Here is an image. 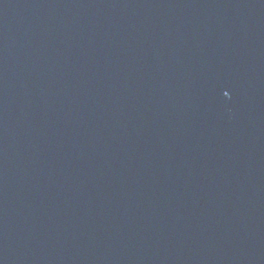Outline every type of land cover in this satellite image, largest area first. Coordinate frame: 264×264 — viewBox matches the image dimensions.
<instances>
[{
	"label": "water",
	"instance_id": "water-1",
	"mask_svg": "<svg viewBox=\"0 0 264 264\" xmlns=\"http://www.w3.org/2000/svg\"><path fill=\"white\" fill-rule=\"evenodd\" d=\"M0 264H264V0H0Z\"/></svg>",
	"mask_w": 264,
	"mask_h": 264
}]
</instances>
